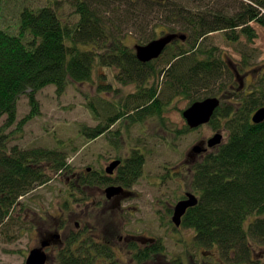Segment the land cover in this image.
Here are the masks:
<instances>
[{"label": "trees", "instance_id": "obj_1", "mask_svg": "<svg viewBox=\"0 0 264 264\" xmlns=\"http://www.w3.org/2000/svg\"><path fill=\"white\" fill-rule=\"evenodd\" d=\"M27 1L23 0L16 32L2 27L5 0H0V118L7 115L0 125V227L28 207L20 203L21 197L51 181L53 173L69 168L66 156L58 150L9 144L19 97L30 91L31 112H37L38 90L55 85L63 93L72 82L91 81L99 67L117 66L124 84L138 82V93L125 98L123 111H115L117 106L105 101L107 110L100 114L90 102L95 115H106V123L130 109L138 111V121L160 114L165 98L183 96L190 103L208 96L222 98L211 123H223L228 138L193 166L199 202L188 209L182 224L196 231L195 243L206 250L217 248L236 262L264 264L252 254L253 241L264 244V122L252 120V114L264 106V69L256 75L253 89L241 94L236 91V70L243 71L249 58L227 62L215 45L205 41L215 31H225L232 41L243 34L253 41L257 32L251 23L264 27V0H47L43 5ZM62 2L73 8L71 14L63 13ZM130 27L138 32V43L156 38L162 28L182 32L187 38L167 47L166 65L157 73L154 63L158 59L143 63L124 43L123 35ZM259 68L260 64L255 65L254 70ZM156 73L158 79L164 76L159 92V80L153 85V79L150 87L144 81ZM129 119L135 122V114ZM101 125L92 137L105 129ZM145 155L138 149V163L134 160L127 176L142 174ZM95 180L86 177L83 182ZM253 215L257 217L247 224ZM71 246L68 241L56 264H122L113 252L109 261L99 262L98 256L87 251L77 255ZM131 247L139 262L163 250L159 242L146 245L137 258ZM174 263L185 264L183 260Z\"/></svg>", "mask_w": 264, "mask_h": 264}, {"label": "rangeland", "instance_id": "obj_2", "mask_svg": "<svg viewBox=\"0 0 264 264\" xmlns=\"http://www.w3.org/2000/svg\"><path fill=\"white\" fill-rule=\"evenodd\" d=\"M47 2L31 0V5H43ZM4 4L2 27L17 32L23 0H5ZM62 5L64 14L73 12V8L65 2ZM251 24L257 32L253 41H249L244 34L239 40L232 41L225 31L212 32L205 40L215 45L227 62L242 63L244 57L249 58L248 66L242 71L248 75L243 78L242 87L236 89L241 94L249 93L256 83V75L259 73L254 71L255 65L264 67V27L255 22ZM128 30L123 35V41L133 50L134 44L138 43V32L131 27ZM161 30L163 31L156 38L169 32L164 28ZM166 56L167 52H164L154 63L157 73L166 65ZM120 71L117 66L99 67L91 81L72 82L63 93H58L55 85H47L35 94L38 113L31 112L33 107L28 94L30 91L19 97L17 121L9 127V130L14 131L9 144L22 149L36 147L58 150L66 156L69 168L65 172L53 173L51 181L21 197L20 203H26L28 207L17 211L14 221L0 227V264H25L29 251L45 239L48 231L55 232L62 223L67 226L59 233H62V240L67 245V234L77 230V217L76 214L72 216V210L79 207L76 200L80 201L86 195L80 188L73 199L68 197L70 187L67 180L72 176L73 169H105L112 156L127 154L129 149L137 146L141 153L146 154V162L139 182L135 184L139 197L137 194L136 198L129 201L131 206L137 208L132 215L127 214L131 223L123 228L126 217L122 216L121 210L108 214L105 218L90 214L78 219L82 222L88 220L90 224L98 227L103 226L104 221L107 222L113 230L111 238L117 241V256L122 260L130 261L131 255L127 247H120L124 241H120L119 236L129 233L130 228L135 231L138 227V235L155 237L163 246L162 251L141 264H175L174 260H183L185 264H233L231 260L223 258L217 248L206 250L197 245L193 239L196 234L193 228L185 225L177 227L171 220L174 206L185 191L199 195L192 182L191 169L201 155L194 153L191 156L192 146L219 130L223 131L226 141L228 131L224 124L209 123L197 129L182 131L187 126L183 110L191 100L183 96L163 99L162 112L148 116L145 120L132 122L129 118L132 114H137L136 110L130 109L127 114L113 120V123H106V115H95L90 102L96 104L100 114L107 110L103 107L105 101L109 106H117L115 111H123L120 107L125 98L131 93H138V82L124 84L119 78ZM157 73L144 81L150 87L153 79V85L159 80V92L164 76L161 74L158 79ZM27 116L30 118L25 120ZM6 118L7 115L0 118V125ZM101 123L105 129L92 137L90 134L94 129H99ZM256 217L257 215L251 216L246 223ZM96 230L100 231V228ZM148 243H142L138 248H144ZM252 246L257 257L264 261V244L253 241ZM129 248L133 250L131 245ZM56 250L58 248L50 251L54 260ZM131 264L137 263L133 261ZM239 264L248 263L244 261Z\"/></svg>", "mask_w": 264, "mask_h": 264}, {"label": "flooded vegetation", "instance_id": "obj_3", "mask_svg": "<svg viewBox=\"0 0 264 264\" xmlns=\"http://www.w3.org/2000/svg\"><path fill=\"white\" fill-rule=\"evenodd\" d=\"M236 75H237L236 77L237 83L239 84L238 88L240 89L243 84V78L246 77L248 74L247 72L244 73L242 71L240 72L239 70H237ZM136 114H137L136 122H138V111L137 110H136ZM110 159H111L110 163L114 161H119L118 164L111 171H106V167L105 169L103 168L96 169L94 167H87L86 171H83L81 169H78V170L73 169L72 176L67 180V185L70 187L68 197H71L73 199V196L77 194V191L80 188L86 194L85 196L81 197L82 199L80 201L78 199L76 200V203L79 207H77V209L75 208L74 211L72 210V213H71L72 216H75L76 214V217H77V219L75 220V225H76L77 230L73 232H69L67 234L66 236L67 242L68 241L72 242L71 247L74 248L73 252L76 253L77 255L81 253L85 255V252L87 251L86 253L90 255L98 256L97 261L99 262L109 261L110 259L109 256L113 252L115 254L114 257L118 258V260L122 264H131L133 261L136 262L137 264H141L144 262H139L137 261L136 258L133 257L132 253L134 251L131 248H129V246L134 245V249L136 250L135 252V256H136L139 253L138 251L141 249V248H138V245L142 243H148V242H150L151 244L148 243L147 246L155 244L158 241L155 237H147V236L143 237L141 235H138V227L135 228L136 229L135 231H133V229L131 228L128 229L129 233L125 234L124 236L123 235L119 236V240L120 241L123 240L125 244V245L123 244V246H120V247L121 248L127 247L129 249L128 250L129 255L131 254L132 255H131L130 261L122 260L120 257L117 256V241L114 238H111L112 236L111 233L113 232V230H112V227L107 222L104 221V224H103L104 227L103 226L98 227V226H94L90 224L88 220H85V222H82L81 220L78 219L79 217L89 216L90 214L91 215L96 214L97 216L99 215L105 218L106 215L108 216V214L118 212V210H121L122 216L126 217L124 218L125 225L123 228L125 229L126 225H128V223H131V221L128 219V217L130 216H127V214L132 215L133 210H137V208L135 206H131L129 201L136 198L137 194L139 197V193L137 192V190H135V184L139 182V179L142 174L139 176L134 174L131 177L127 175H128L129 169L134 164V160H136V162L138 163V146L136 148L129 149L127 154L121 153L117 156H112ZM191 172H192V169H191ZM86 177L95 178L96 180L93 182L84 183L83 181ZM111 186L121 187L122 190L120 192L114 193L109 196L106 192V188L111 187ZM98 192L100 194H98ZM188 192L190 191H185L184 195L178 201L182 199H186ZM78 210H80V212H78ZM172 217H173V214H172ZM172 217H171V220H172ZM66 226H67L66 223H62V225L59 228H57L55 232L48 231L46 233L45 240L51 238L53 235H56L57 233H59V231L65 230ZM98 228H100V231L96 230ZM101 229H103V231ZM194 236H193V239H194ZM62 238L63 236H62V233L60 232V242L57 243V245H54L51 243L49 246L46 247V251L49 257L46 264H52V262L56 264L60 262L61 260L60 256H62L63 254L61 249H63L66 246ZM53 248L55 249L58 248V250H56L57 256L55 255V260L53 259L50 253V251ZM104 248H106L109 252L103 253L101 249H104ZM85 249H88V250H85ZM203 253L206 254L205 251ZM252 254L253 256H255L257 260H259V258L257 257L256 250L254 248L252 249ZM232 256H234V253H232ZM136 257L138 258V256ZM226 260H230V259H226ZM231 261L233 262V264L234 263L239 264L242 262L244 263V261L236 262V261H233L232 259Z\"/></svg>", "mask_w": 264, "mask_h": 264}, {"label": "water", "instance_id": "obj_4", "mask_svg": "<svg viewBox=\"0 0 264 264\" xmlns=\"http://www.w3.org/2000/svg\"><path fill=\"white\" fill-rule=\"evenodd\" d=\"M176 38L185 40L186 34L172 32L164 34L145 44L137 43L134 46L136 50V56L142 62H149L153 59H156ZM220 103L221 102L218 97H207L202 100H197L183 111V116L185 117L190 128H197L202 124L210 122ZM252 119L255 123L263 122L264 107L259 108L253 114ZM222 140L223 133L218 131L208 139L201 140L197 144L193 145L191 148V152L200 153L201 151L207 149L206 145L208 147H214L220 144ZM118 162L119 161L112 162L111 165L107 168V171H111L118 164ZM121 190V187L111 186L106 189V192L110 196L114 193L120 192ZM187 196L188 198L179 201L175 206L172 220L176 225L181 224L182 216L185 214L187 209L198 203V198L194 194L188 193ZM59 237V234L53 235L51 238L43 240L40 246L31 249L26 259V264H46L48 261V254L45 251V247L50 245L52 242L58 243Z\"/></svg>", "mask_w": 264, "mask_h": 264}]
</instances>
